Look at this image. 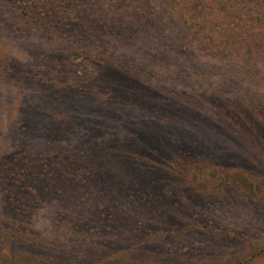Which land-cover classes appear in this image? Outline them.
<instances>
[{
	"label": "rangeland",
	"instance_id": "rangeland-1",
	"mask_svg": "<svg viewBox=\"0 0 264 264\" xmlns=\"http://www.w3.org/2000/svg\"><path fill=\"white\" fill-rule=\"evenodd\" d=\"M0 59L14 60L0 72V157L67 147L94 154L86 191L9 214L4 206L16 187H0V219L30 224L57 249L31 256L9 245L3 264H264V147L221 123L213 97L227 81L216 66L191 56L182 67L134 59L140 73L119 77L14 29L2 15ZM68 82L90 89L93 100L71 105L60 91ZM224 92L231 101L245 99ZM53 102L68 106L70 116L51 115ZM42 114L51 120L33 127ZM161 147L163 164L155 157ZM225 177L239 179L257 201L225 193ZM128 186L145 196L125 202ZM189 187L199 204L189 202ZM66 208L68 219L59 220ZM101 208L111 217L100 219Z\"/></svg>",
	"mask_w": 264,
	"mask_h": 264
},
{
	"label": "trees",
	"instance_id": "trees-1",
	"mask_svg": "<svg viewBox=\"0 0 264 264\" xmlns=\"http://www.w3.org/2000/svg\"><path fill=\"white\" fill-rule=\"evenodd\" d=\"M3 3L10 11L4 10ZM162 10L165 15H159ZM1 15L14 29L53 43L62 53L83 56L96 67L103 65L104 71L119 77L140 73L143 67L134 64V59H143L145 67L153 62L157 66L161 62L182 67L191 56L216 66L227 81L226 90L213 97L221 123L231 126L246 141L264 147V0H0ZM131 48L132 54L123 53ZM13 61L0 59V72L6 63L12 65ZM30 74L26 68L25 75ZM42 81L50 84L45 78ZM60 86L71 105L93 98L90 89L75 82ZM228 90L245 99L231 101L224 92L228 94ZM116 91L113 95L125 97ZM195 107L199 106L189 109L194 111ZM48 108L51 115L60 114L65 119L66 114L70 116L68 106L59 102L48 104ZM50 118L42 114L33 127ZM159 149L155 157L163 164L162 157L167 153L162 147ZM11 153L0 157V187L14 190L15 185L17 191L4 206L9 214L70 194L74 189L86 191L92 182V151L67 147L24 152L14 149ZM151 161L155 166L154 159ZM221 188L225 193L232 191L257 201L239 179L225 177ZM137 191L128 186L123 191L127 195L120 198L138 202L145 195ZM173 191L168 189L167 196L172 197ZM188 191L189 202L199 204L196 189L189 187ZM104 209L98 212L102 220L111 217L109 209ZM68 216L66 208L59 220L65 221ZM9 245L23 255L57 251L55 244L30 224L11 217L6 221L0 219V264L4 251L8 257Z\"/></svg>",
	"mask_w": 264,
	"mask_h": 264
}]
</instances>
